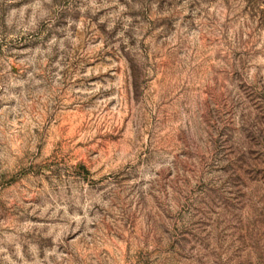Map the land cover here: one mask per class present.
Returning <instances> with one entry per match:
<instances>
[{
  "label": "rangeland",
  "instance_id": "1",
  "mask_svg": "<svg viewBox=\"0 0 264 264\" xmlns=\"http://www.w3.org/2000/svg\"><path fill=\"white\" fill-rule=\"evenodd\" d=\"M0 264H264V0H0Z\"/></svg>",
  "mask_w": 264,
  "mask_h": 264
}]
</instances>
